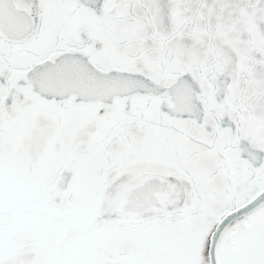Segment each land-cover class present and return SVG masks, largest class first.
I'll use <instances>...</instances> for the list:
<instances>
[{
    "label": "snow or ice",
    "instance_id": "obj_1",
    "mask_svg": "<svg viewBox=\"0 0 264 264\" xmlns=\"http://www.w3.org/2000/svg\"><path fill=\"white\" fill-rule=\"evenodd\" d=\"M0 264H264V0H0Z\"/></svg>",
    "mask_w": 264,
    "mask_h": 264
}]
</instances>
